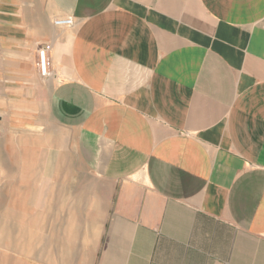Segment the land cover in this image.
Segmentation results:
<instances>
[{"label":"crops","instance_id":"1","mask_svg":"<svg viewBox=\"0 0 264 264\" xmlns=\"http://www.w3.org/2000/svg\"><path fill=\"white\" fill-rule=\"evenodd\" d=\"M0 140L100 264H264V0H0Z\"/></svg>","mask_w":264,"mask_h":264},{"label":"rangeland","instance_id":"2","mask_svg":"<svg viewBox=\"0 0 264 264\" xmlns=\"http://www.w3.org/2000/svg\"><path fill=\"white\" fill-rule=\"evenodd\" d=\"M37 144L23 142L8 164L0 140V264H100L85 214L57 189L63 182L38 179Z\"/></svg>","mask_w":264,"mask_h":264},{"label":"built area","instance_id":"3","mask_svg":"<svg viewBox=\"0 0 264 264\" xmlns=\"http://www.w3.org/2000/svg\"><path fill=\"white\" fill-rule=\"evenodd\" d=\"M53 26L57 28H67L71 27L73 22L71 18H56L52 21ZM50 51V46L45 45L41 47L38 52H37V64L40 70V73L42 75L45 74V68H46V59L47 55ZM223 264H228V263H223Z\"/></svg>","mask_w":264,"mask_h":264}]
</instances>
